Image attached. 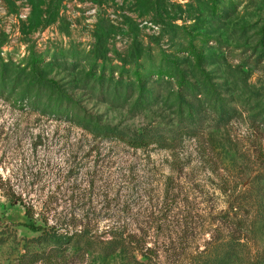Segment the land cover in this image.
Listing matches in <instances>:
<instances>
[{"label":"rangeland","instance_id":"obj_1","mask_svg":"<svg viewBox=\"0 0 264 264\" xmlns=\"http://www.w3.org/2000/svg\"><path fill=\"white\" fill-rule=\"evenodd\" d=\"M210 2L0 0V264H127L53 251L36 240L47 225L104 237L122 228L154 264H199L232 243L230 264H264V0L220 16ZM174 25L211 37L201 62L175 52ZM149 47L179 57L173 76L129 85L92 70L136 65ZM32 53L38 76L23 61ZM186 91L231 119L199 114ZM82 120L154 130L168 144L136 150Z\"/></svg>","mask_w":264,"mask_h":264},{"label":"trees","instance_id":"obj_2","mask_svg":"<svg viewBox=\"0 0 264 264\" xmlns=\"http://www.w3.org/2000/svg\"><path fill=\"white\" fill-rule=\"evenodd\" d=\"M236 2L237 0H211L210 3L212 4L211 7L213 8L214 14L216 16H220L224 9H227V7H234V5L237 4ZM191 26L195 25L171 26L169 29L170 36L173 39H179L180 42L178 46L176 45L174 47L175 52L177 50L176 47H178V50H185L184 52H186L188 56L190 55L195 59V61L201 62L205 58L203 50L209 45L211 37L204 34H201L200 37L194 36V31L190 30V28H193ZM153 50L154 49H152V47L144 49L143 55L140 56L138 51L136 53L138 56L136 57L139 58V62L136 65L130 63V67L124 65L116 66L108 62L99 63L98 61H95L91 67L92 70L98 72V74L100 73L99 78L101 82L107 77L111 80V82H114L115 74H119L120 77L117 84H120L123 80H128L127 84L129 85L132 83L130 81L143 85L145 80L150 78L152 75H156L160 78L173 76L177 69V60L179 57L169 55L163 49L158 50L157 53H154ZM62 53L63 51L55 53L53 56L54 60L60 59L62 57ZM70 55L71 54L63 56L67 57ZM27 60H29V62H25L27 63L26 68L31 73L38 76L41 63L43 62L41 56L32 53L31 56L23 59V61ZM48 84H52L54 87L57 86L54 82H48ZM180 85L184 86V80L180 81ZM1 92H3V90L0 87V96L2 94ZM207 98V96H202L194 91H186L183 96V101L185 102L186 100L188 104L191 105V109H195L199 114L209 108L210 110L212 109L215 114L219 115L221 120L227 122L231 119V115H229L230 111L227 112L225 109L223 110V108H221L222 105L221 107H217L216 103L207 101ZM22 103L26 104L27 102L23 101ZM75 122L77 121L75 120ZM78 125L85 127L97 138L102 137L104 139L119 141L136 150L147 148L154 144H160L163 147L168 144L167 139L164 138L163 135L154 132V130H145L142 133H133L130 135L129 132L124 129H120L119 127L97 125L83 120L80 121ZM31 213L32 209L27 208L26 215L30 217ZM36 230L41 232L39 238L36 239L37 242L48 245L53 251L63 252L72 249L82 254L98 253L104 258H110L116 254H121L124 256L127 264H154L151 260L149 261L147 254L143 252L144 248L139 246V240H136L134 236L122 228L116 227L112 229L106 233L108 237L92 233L88 229L75 231L72 234H60L58 233V229L55 227H48V225L46 227L39 226ZM236 250L237 248L233 243L229 244L228 248L224 249L221 253L218 252L214 253V255L201 258L199 264H230L231 260L235 256ZM139 254H141L144 259H139Z\"/></svg>","mask_w":264,"mask_h":264}]
</instances>
